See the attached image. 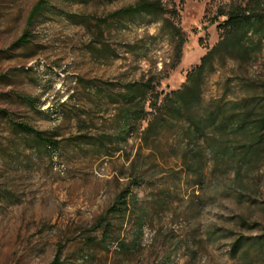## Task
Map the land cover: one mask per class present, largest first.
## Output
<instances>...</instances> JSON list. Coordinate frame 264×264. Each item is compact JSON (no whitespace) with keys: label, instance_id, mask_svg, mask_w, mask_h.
<instances>
[{"label":"rangeland","instance_id":"1","mask_svg":"<svg viewBox=\"0 0 264 264\" xmlns=\"http://www.w3.org/2000/svg\"><path fill=\"white\" fill-rule=\"evenodd\" d=\"M38 1L0 0V264H163L173 249L169 264H264V147L211 157L193 173L174 133L152 149L140 139L142 124L124 141L118 117L125 84L155 76L158 92L180 89L221 40L220 10L264 16V0H150L164 11L116 19L138 0H49L19 45ZM172 26L185 40L176 69ZM244 49L212 60L200 114L218 106L264 112V23ZM129 186L151 209L141 248L125 256L116 244L91 245L99 234L90 228ZM134 220L112 219L128 241ZM239 238L245 244L234 252Z\"/></svg>","mask_w":264,"mask_h":264},{"label":"trees","instance_id":"2","mask_svg":"<svg viewBox=\"0 0 264 264\" xmlns=\"http://www.w3.org/2000/svg\"><path fill=\"white\" fill-rule=\"evenodd\" d=\"M48 6L49 0H39L32 8L27 20V30L18 41L19 45L29 41L31 37L29 29ZM161 11H164V7L160 1L138 0L134 5L115 13L113 17L133 18ZM219 16L223 18V23L219 26L221 40L202 58L198 66L188 72L186 81L180 89L169 93L158 92L157 87L161 79L153 76L145 81L125 84L124 92L119 95V101L123 104L118 113L123 123L121 131L123 140L126 141L133 130H139L141 125L145 124V127L139 130L140 139L147 145L151 144L152 149H156V143L161 137L174 133L183 165L193 173H201L203 166L209 163L211 157L233 158L236 157L238 150H242L243 155H250L264 147V112L235 106L230 109L218 106L213 111L200 114L202 88L212 60L223 51L244 53L248 35L257 24L264 23V16L252 15L245 9L235 7L227 11L220 10ZM171 29L176 40L171 69H176L182 60L185 40L179 28L172 26ZM22 99L32 106L35 105V100L29 97ZM13 126L20 132L32 136L39 144L59 147V143L53 141L46 133L38 132L27 124L13 123ZM210 129L218 136L209 138ZM134 171L137 173L138 169L135 168ZM141 183L142 180L139 178L135 179L132 185L140 186ZM131 193L130 186L123 190L115 203L90 228L91 233L99 234L89 239L91 245L108 250L111 245L116 244L118 252L125 256H130L141 248L151 209L142 206L137 196ZM163 203V201L160 203V207ZM125 217L135 218L130 241L116 232V226L112 221L113 218ZM241 224L245 227L252 226L245 219H241ZM262 239V244L259 245L261 247L264 246V233ZM244 244L245 242L239 238L232 245L233 251H239ZM174 251L173 249L170 254L163 257V264H169Z\"/></svg>","mask_w":264,"mask_h":264}]
</instances>
